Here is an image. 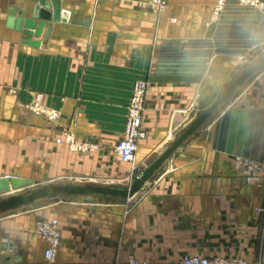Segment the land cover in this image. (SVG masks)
<instances>
[{
  "label": "crops",
  "instance_id": "obj_1",
  "mask_svg": "<svg viewBox=\"0 0 264 264\" xmlns=\"http://www.w3.org/2000/svg\"><path fill=\"white\" fill-rule=\"evenodd\" d=\"M217 2L168 0L158 12L148 0H61L66 21L49 20L24 39L20 19L31 16L33 1L0 0V177L128 186L264 57V9L224 0L215 15ZM137 81L148 83L147 136L130 164L114 146ZM37 94L61 113L55 125L22 108ZM67 129L99 148L57 145ZM235 156L264 165V69L133 196L38 200L0 215V241L13 243L20 264H46L47 242L35 226L56 219L60 244L51 264H126L131 255L152 264L194 255L264 264V171L260 184L250 183L233 167ZM5 254L0 264H13Z\"/></svg>",
  "mask_w": 264,
  "mask_h": 264
},
{
  "label": "water",
  "instance_id": "obj_2",
  "mask_svg": "<svg viewBox=\"0 0 264 264\" xmlns=\"http://www.w3.org/2000/svg\"><path fill=\"white\" fill-rule=\"evenodd\" d=\"M31 16L20 19L21 29L24 39L37 36L45 22L66 21V14L61 9V0H32ZM19 21V20H18ZM49 30V28H48ZM264 69V57L254 65L243 71L240 76L232 82L211 104L168 146V148L151 164H149L140 175H138L128 186L119 185H99V184H76V183H46L39 184L29 178L11 176L0 177V215L27 206L41 199H54L60 196H84L94 198H105L109 200H123L137 193L143 185L151 179L161 165L181 146L197 129L202 126L211 116L213 111L251 75ZM5 193H10L2 196ZM7 254L4 257L5 263L20 264L21 256H13V243H1L0 254Z\"/></svg>",
  "mask_w": 264,
  "mask_h": 264
},
{
  "label": "built area",
  "instance_id": "obj_3",
  "mask_svg": "<svg viewBox=\"0 0 264 264\" xmlns=\"http://www.w3.org/2000/svg\"><path fill=\"white\" fill-rule=\"evenodd\" d=\"M239 4L251 5L260 9L264 8L263 0H237ZM150 4L157 9H164L166 7V0H150ZM224 0H218L214 9V14L217 15L222 9ZM147 94V82L137 81L134 85L130 102L128 104V112L126 125L122 139L119 141L116 147V156L118 160L130 163L136 160V153L138 149V143L146 138V131L142 124V116L144 111V103ZM33 111L37 115L43 116L48 119H58L60 113L55 110L47 112L39 110L38 101L32 104ZM47 115V116H46ZM48 119V120H49ZM65 142L72 149L75 150H87L93 145L88 143H79L75 141L73 136H66ZM60 141V140H59ZM233 167L236 171L241 172L252 184L258 185L261 182L262 173L264 171V165L250 161L242 156H235L233 160ZM37 233L43 237L47 242V248L44 251V259L46 264H51L56 256V252L59 246V232L57 231V221L41 222L37 226ZM126 264H152L145 260H139L135 256L131 255ZM180 264H246V260L243 258H210L206 256L194 255L185 256Z\"/></svg>",
  "mask_w": 264,
  "mask_h": 264
},
{
  "label": "rangeland",
  "instance_id": "obj_4",
  "mask_svg": "<svg viewBox=\"0 0 264 264\" xmlns=\"http://www.w3.org/2000/svg\"><path fill=\"white\" fill-rule=\"evenodd\" d=\"M150 0H148V4H149V6H151L153 9H155L156 11H158V12H161V11H164L165 10V8L167 7V4H168V0H166V7L164 8V9H157L156 7H154V6H152L151 4H150V2H149ZM264 1V0H263ZM255 8H257V7H255ZM258 9H260V8H258ZM264 9V8H263ZM263 9H260V10H263ZM136 84V83H135ZM134 84V85H135ZM133 88H134V86H133ZM132 91H133V89H132ZM10 92L11 93H14L15 92V90L14 89H10ZM147 93H148V83H147ZM146 96H147V94H146ZM41 99H42V94H37L36 95V97L31 101V102H29V103H26V104H24L23 106H22V108L25 110V111H28V112H30L31 114H33V115H35V116H39V117H42L43 118V116H41V115H37L34 111H33V108H31L32 107V104L33 103H35L36 101H38V104H39V110L40 111H44V112H47V111H50V110H55V111H57L58 113H60L59 112V110H56V109H54V108H50V107H47V106H45L42 102H41ZM145 104V103H144ZM127 112H128V110H127ZM47 116V115H46ZM60 117H61V113H60ZM60 117L58 118V119H49V117L47 116V118L49 119H46L45 118V120L47 121V122H49V123H51V124H53V125H55L58 121H59V119H60ZM127 119V118H126ZM142 124H143V116H142ZM125 125H126V121H125ZM125 129V128H124ZM124 133V132H123ZM147 135V134H146ZM66 136H73L74 138H75V141L76 142H79V143H88V144H91V145H93L90 149H87V150H75V149H72L69 145H67L66 144V142H65V137ZM122 137H123V135H122ZM122 139V138H121ZM120 139V140H121ZM60 140V141H59ZM119 140V141H120ZM54 142L57 144V145H63V146H65L66 148H67V150L68 151H70V152H75V153H92V152H95L98 148H99V145L95 142V141H93L92 139H81V138H79L72 130H69V129H67V130H64V131H61V132H59L58 133V135L54 138ZM140 142V141H139ZM119 143V142H118ZM118 143L117 144H115V148H114V151H115V154H116V147L118 146ZM139 144V143H138ZM243 157V156H242ZM244 158H247L248 160H250V161H255V160H252V159H250V158H248V157H244ZM120 161V160H119ZM136 161V160H135ZM134 161V162H135ZM120 162H122V161H120ZM134 162H130V164H132V163H134ZM255 162H257V161H255ZM123 163H125V162H123ZM135 179V178H134ZM129 184H131V182L129 183ZM129 184H127V185H129ZM3 196H6V195H3ZM1 198V197H0ZM53 220H56V219H53ZM53 220H50V221H53ZM50 221H38L37 223H36V226H35V233L37 234V235H39L38 233H37V226H38V224H40L41 222H50ZM57 221V220H56ZM57 231L59 232V234H60V231H59V228H58V221H57ZM40 236V235H39ZM41 237V236H40ZM41 238H43V237H41ZM44 239V238H43ZM59 244H60V235H59ZM48 245V244H47ZM59 247V246H58ZM221 258V257H220ZM228 258V257H227ZM229 258H234V257H229ZM238 258H243V259H245L244 257H240V256H238ZM246 260V259H245ZM246 264H249V262L246 260Z\"/></svg>",
  "mask_w": 264,
  "mask_h": 264
},
{
  "label": "bare ground",
  "instance_id": "obj_5",
  "mask_svg": "<svg viewBox=\"0 0 264 264\" xmlns=\"http://www.w3.org/2000/svg\"><path fill=\"white\" fill-rule=\"evenodd\" d=\"M237 1V0H236ZM238 2V1H237ZM239 3V2H238ZM242 5V4H241ZM246 6H251V5H246ZM254 7V6H253ZM8 194H10V193H8ZM8 194H3V195H8ZM5 253H7V251H5ZM6 255V254H5Z\"/></svg>",
  "mask_w": 264,
  "mask_h": 264
}]
</instances>
